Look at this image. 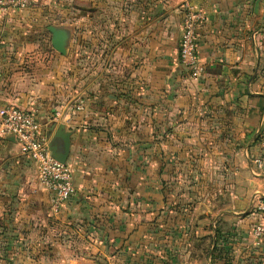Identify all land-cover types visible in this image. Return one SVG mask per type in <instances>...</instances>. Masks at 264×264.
Returning <instances> with one entry per match:
<instances>
[{
    "label": "crops",
    "instance_id": "crops-1",
    "mask_svg": "<svg viewBox=\"0 0 264 264\" xmlns=\"http://www.w3.org/2000/svg\"><path fill=\"white\" fill-rule=\"evenodd\" d=\"M30 2L0 13V108L35 112L49 143L70 131L75 192L51 214L33 162L0 140V264H264V0H190L196 77L182 0Z\"/></svg>",
    "mask_w": 264,
    "mask_h": 264
},
{
    "label": "built area",
    "instance_id": "built-area-1",
    "mask_svg": "<svg viewBox=\"0 0 264 264\" xmlns=\"http://www.w3.org/2000/svg\"><path fill=\"white\" fill-rule=\"evenodd\" d=\"M30 0H0V13L8 10H22L29 6ZM181 32L178 54L182 65L191 75H200L204 66L198 62L195 39L197 30L205 18L202 10L182 0ZM81 103H77L80 107ZM59 113L56 112L55 116ZM13 137L21 146L22 153L33 162L38 183L49 192V211L57 214L60 208L75 192L72 169L69 164L58 161L49 148V136L43 132L35 112L28 109L7 105L0 108V140ZM257 138L260 154L254 159L256 169L264 173V132ZM252 172L255 171L252 169ZM257 220L251 228V235L259 243H264V195L253 205Z\"/></svg>",
    "mask_w": 264,
    "mask_h": 264
},
{
    "label": "water",
    "instance_id": "water-1",
    "mask_svg": "<svg viewBox=\"0 0 264 264\" xmlns=\"http://www.w3.org/2000/svg\"><path fill=\"white\" fill-rule=\"evenodd\" d=\"M258 5V4H257ZM48 30L51 34V45L59 53L65 52V44L68 33L64 29L49 26ZM70 131L65 130L63 124H59L55 130L53 138L49 143L52 155L60 162L65 163L70 148Z\"/></svg>",
    "mask_w": 264,
    "mask_h": 264
},
{
    "label": "rangeland",
    "instance_id": "rangeland-1",
    "mask_svg": "<svg viewBox=\"0 0 264 264\" xmlns=\"http://www.w3.org/2000/svg\"><path fill=\"white\" fill-rule=\"evenodd\" d=\"M31 3V2H30Z\"/></svg>",
    "mask_w": 264,
    "mask_h": 264
}]
</instances>
